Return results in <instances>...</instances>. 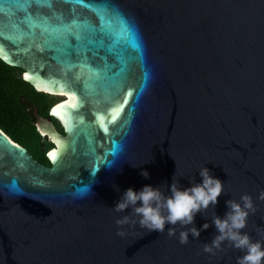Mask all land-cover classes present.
<instances>
[{"label": "water", "instance_id": "water-1", "mask_svg": "<svg viewBox=\"0 0 264 264\" xmlns=\"http://www.w3.org/2000/svg\"><path fill=\"white\" fill-rule=\"evenodd\" d=\"M85 3L33 4L30 16L24 0L0 3V32L7 37L0 58L22 68L36 90L66 95L50 111L65 134L48 119L37 123L55 144L49 153L61 152L58 164H42L0 128L11 142L9 151L0 150V264H236L242 253L227 242L216 256L202 252L214 226L185 245L179 226L170 237L167 225L163 233L124 225L121 237L115 221L128 210L112 207L129 187L170 185L175 171L180 186L189 187L205 166L224 182V194L215 210L197 214L195 226L210 223L213 211L222 216L226 200L249 194L256 211L242 231L264 240V200L258 199L264 190V0ZM121 16L135 35L121 31ZM66 25L85 45L73 61L103 71L66 67L47 47L49 33ZM76 103L79 108L70 107ZM97 115L107 133L97 127Z\"/></svg>", "mask_w": 264, "mask_h": 264}, {"label": "clouds", "instance_id": "clouds-1", "mask_svg": "<svg viewBox=\"0 0 264 264\" xmlns=\"http://www.w3.org/2000/svg\"><path fill=\"white\" fill-rule=\"evenodd\" d=\"M198 174L201 178L199 182H196L195 177L189 178L190 186L183 188L176 171L170 185L166 182L155 187L145 184L138 190L129 187L120 193L119 186L113 184L115 191L120 193L112 207L113 211L125 213L128 210L126 215L116 219V234L121 237L126 234L122 229L124 225L130 228L138 225L148 232L158 233H163L167 225V234L172 237L177 234L176 227L179 226L178 240L181 245H185L190 235L198 239L202 231L214 226L215 234L210 242L203 244V253L210 257L216 256L227 242L242 253L237 257L236 264H264V240L254 241L247 232L242 231L247 226L249 215L256 211L251 195L243 194L239 200H226V211L222 216L213 211L210 223L205 222L199 228L195 226L197 214L205 217L210 208L215 210L218 197L224 194V182L208 167H201ZM140 175L149 178L146 169L141 168ZM258 199L264 200V190L259 192Z\"/></svg>", "mask_w": 264, "mask_h": 264}, {"label": "snow or ice", "instance_id": "snow-or-ice-1", "mask_svg": "<svg viewBox=\"0 0 264 264\" xmlns=\"http://www.w3.org/2000/svg\"><path fill=\"white\" fill-rule=\"evenodd\" d=\"M3 0H0V3H2ZM68 2H74L77 4H84V6H88L85 3V0H68ZM35 4L36 6H40L41 4H47L48 7H51V0H24V6L26 8V10L29 11V16L31 15L30 13V9L31 6ZM19 6V5H17ZM0 11H2V8H0ZM100 20H101V30H103V22H104V17L100 16ZM76 21H72V24H75ZM120 28L121 31L125 34H132L135 35V29L133 28V26L126 20L124 19L122 16L120 17ZM45 31H47V29H45ZM92 31H95V29H92ZM75 38V40L77 41V43L74 45L72 43V38ZM7 39V37L3 36V33L0 32V53H3L5 51V46L3 44V40ZM82 40V36L73 31L72 26L71 25H66L64 27V31L59 33L58 35H52L51 33H49V40H46L45 43L47 45V47L53 51H55L57 53V59H59L63 64H65L66 67H72V68H76V67H88L89 71H103V69H93L91 67V65L87 64V62L83 63V64H77L75 61H73V54L74 52L76 53L77 58H79L82 53H81V48L85 47V45H82L81 43H79ZM13 43H16L15 41H13ZM94 42L89 40L87 42V45H93ZM18 46V45H17ZM91 51H95V48L92 47L90 49ZM29 75L26 73L25 74V79H29ZM129 95H131V93H129ZM125 103H127V99H125ZM60 108H63L64 106L61 105L59 106ZM70 107L72 108H79L80 105L79 103L73 104ZM123 105H121L120 108H117L114 110V112L116 113L115 115H112L111 119L114 122L115 119H117L119 112L122 110ZM54 112L56 111L55 109L53 110ZM96 124L97 127L99 129H102L105 133H107L108 129L105 126V124L103 123V116L97 115L96 116ZM0 138H3V143H0V150H7L9 151V146L11 145V142L7 140L6 137H3V134L0 133ZM59 146V145H58ZM15 148H19L18 145L14 146ZM88 147L90 150H92L94 148V142H88ZM75 150V149H73ZM11 152V151H10ZM21 153H23V150H20ZM88 153H85V155H87ZM13 155H16L15 152H13ZM61 152L59 151H53L48 153L49 159L53 161L54 164H58V161L60 160L61 157ZM107 156V154H105ZM111 155L116 158L117 157V151L113 150ZM104 163H106L108 166H111L113 164V160H108L105 159ZM96 174V170L93 169V176ZM92 176L89 177V183H92ZM82 192H86L88 189L82 188L80 189Z\"/></svg>", "mask_w": 264, "mask_h": 264}, {"label": "trees", "instance_id": "trees-1", "mask_svg": "<svg viewBox=\"0 0 264 264\" xmlns=\"http://www.w3.org/2000/svg\"><path fill=\"white\" fill-rule=\"evenodd\" d=\"M42 91L23 77V69L12 66L0 58V127L12 136L20 139L17 133L18 122L23 120L28 111V104L34 100L42 104ZM46 99H44V106ZM49 115L50 105L44 108Z\"/></svg>", "mask_w": 264, "mask_h": 264}, {"label": "flooded vegetation", "instance_id": "flooded-vegetation-1", "mask_svg": "<svg viewBox=\"0 0 264 264\" xmlns=\"http://www.w3.org/2000/svg\"><path fill=\"white\" fill-rule=\"evenodd\" d=\"M65 97V94L54 95L45 92L42 93V97L39 98L41 101H43L41 105L32 100L28 104V111L27 113H24L23 120L18 122L17 133L19 134L20 139L12 136L9 132H6L3 129L13 140L26 147L35 159L46 166L52 165L48 157V153L55 147V144L48 135H42L39 132L37 123L40 118L48 119L52 121L56 129L61 134H65V130L61 122L50 113L51 108ZM44 99H46L45 106ZM48 105H50L49 115L44 111V108Z\"/></svg>", "mask_w": 264, "mask_h": 264}]
</instances>
